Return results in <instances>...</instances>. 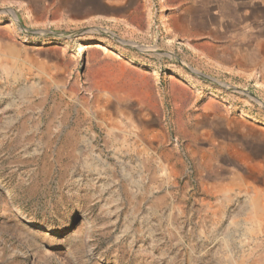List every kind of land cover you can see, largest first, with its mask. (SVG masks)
Masks as SVG:
<instances>
[{
  "label": "rangeland",
  "instance_id": "1",
  "mask_svg": "<svg viewBox=\"0 0 264 264\" xmlns=\"http://www.w3.org/2000/svg\"><path fill=\"white\" fill-rule=\"evenodd\" d=\"M0 264H264V0H0Z\"/></svg>",
  "mask_w": 264,
  "mask_h": 264
},
{
  "label": "water",
  "instance_id": "2",
  "mask_svg": "<svg viewBox=\"0 0 264 264\" xmlns=\"http://www.w3.org/2000/svg\"><path fill=\"white\" fill-rule=\"evenodd\" d=\"M188 92V94L190 95L189 100H191L196 94L197 91L196 89H186V93ZM211 103V102H210Z\"/></svg>",
  "mask_w": 264,
  "mask_h": 264
}]
</instances>
